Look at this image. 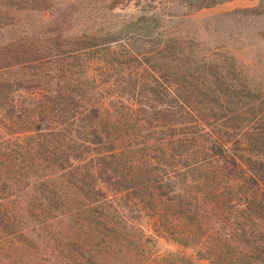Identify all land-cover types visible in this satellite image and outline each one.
Listing matches in <instances>:
<instances>
[{
	"label": "trees",
	"instance_id": "16d2710c",
	"mask_svg": "<svg viewBox=\"0 0 264 264\" xmlns=\"http://www.w3.org/2000/svg\"><path fill=\"white\" fill-rule=\"evenodd\" d=\"M112 37L0 43V264H264V94Z\"/></svg>",
	"mask_w": 264,
	"mask_h": 264
},
{
	"label": "rangeland",
	"instance_id": "374dc122",
	"mask_svg": "<svg viewBox=\"0 0 264 264\" xmlns=\"http://www.w3.org/2000/svg\"><path fill=\"white\" fill-rule=\"evenodd\" d=\"M12 1L11 7L0 6V43L19 44L12 54L34 55L36 40L64 39L74 48L76 42L99 43L113 36L137 50L161 42L153 61L157 67L167 69L179 59L191 66L208 64L244 79L251 95L264 94V0ZM100 49L96 53L105 59L117 60L112 50ZM172 57L177 60L171 62Z\"/></svg>",
	"mask_w": 264,
	"mask_h": 264
}]
</instances>
